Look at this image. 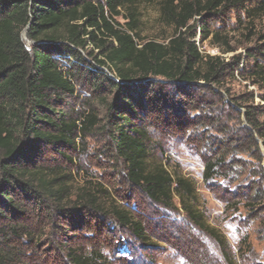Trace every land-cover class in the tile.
I'll return each instance as SVG.
<instances>
[{"label":"trees","instance_id":"1","mask_svg":"<svg viewBox=\"0 0 264 264\" xmlns=\"http://www.w3.org/2000/svg\"><path fill=\"white\" fill-rule=\"evenodd\" d=\"M138 4L139 0H0V264L33 261L38 256L34 252L44 246L49 248L45 253H56L54 264H108L102 255L111 246L105 240L111 236L108 220L139 241L149 240L142 219L124 207V199L112 200L116 190L109 191V185L99 181L73 187L83 171H70L76 163L60 150L78 151L79 142L100 124L93 110L73 119L59 110L66 97L74 96L78 81L96 93L114 92L115 98L104 103L110 151L120 168L117 184L128 189L129 197L137 192L151 206L173 209L176 200L194 226L222 244L195 208L193 184L164 164L150 162L146 127L159 128L173 114L182 121L171 127L182 133L194 126L222 136L211 140L214 161L206 164L204 182L218 174L228 156L249 151L253 156L257 138L264 144L263 110L262 122L252 109L245 110L241 142L238 131L213 116V105L204 107L201 96L190 97L203 90L221 97L224 78L239 72L240 60L202 54L194 38L199 24L202 46L208 43L222 55L232 52L210 24L223 25L230 14L242 13L245 29L249 26V36L256 34L259 43L245 50L251 61L247 80L254 86L264 84V0H160L159 19L172 28L166 44L141 37ZM237 21L241 23L240 17ZM255 22L260 23L258 31ZM23 31L32 43L30 51L23 45ZM137 89L146 95L134 96ZM148 112L154 117L149 119ZM190 112H206L212 118L196 122L199 117L188 118ZM45 148H53L66 167L47 164ZM77 238L84 247L70 244ZM14 246L19 250L15 256Z\"/></svg>","mask_w":264,"mask_h":264},{"label":"rangeland","instance_id":"2","mask_svg":"<svg viewBox=\"0 0 264 264\" xmlns=\"http://www.w3.org/2000/svg\"><path fill=\"white\" fill-rule=\"evenodd\" d=\"M160 0H139V31L141 37L146 40L155 39L166 44L172 36V28L163 25L159 19ZM240 17L241 23L237 21ZM123 23L122 20H118ZM192 24V23H191ZM196 26L195 43L202 54L220 56L230 59L239 58V72L233 76L227 74L221 87V97L213 98L210 93L203 90L198 95L190 97L198 100L201 96L206 105H213L214 115L221 119L224 126L232 132H237L241 142H244V133L239 130L245 126L244 112L252 109L254 117L260 122V111H264V84L254 86L247 80V69L251 61L246 59V49L257 47L258 36H249L247 23L242 13H232L223 25L210 24L211 30H218L222 37L229 42L232 52L222 55L219 49L210 48L208 43L200 44L199 28ZM255 30L260 29V23L255 22ZM251 29V28H250ZM249 29V30H250ZM24 32V31H23ZM21 39L27 51H30L32 43ZM255 33V32H254ZM222 48V47H221ZM148 81L165 82L160 78H148ZM144 81H142L143 83ZM173 94V91L170 92ZM177 94V93H175ZM146 91L138 90L134 96L142 98ZM148 97V96H147ZM115 98L114 92L96 93L88 83L78 81L75 85L73 97H66L59 110L69 115L72 119L85 111L93 110L100 119V124L89 136L79 142L78 151L67 152L76 163L70 171L81 169L83 174L76 176L73 187L79 188L87 183L101 182L109 185L111 192L116 190V196L124 199L129 211L139 216L146 230L147 242L135 239L126 229L115 225L113 220H108L107 227L111 236L105 238L110 241L109 251H103V256L108 264H264V144L257 138L258 150L252 152L235 153L225 158L223 166L217 169L218 174L208 182L203 181V174L208 162L214 161L209 150L212 148V138L221 139L222 136L207 128L190 127L186 133L171 127L177 120L173 114L169 115L159 128L146 127L148 134L147 150L151 163H161L166 168L190 181L196 191V210L202 217V221L209 230L216 233L222 244H219L207 232L194 226L187 215L180 209L178 202L173 201V209H165L160 206L150 205L137 192H132L130 197L128 189L117 184V174L120 170L112 157L109 132L111 128L106 125V102ZM182 100L186 96L179 97ZM222 100L226 103L224 104ZM149 116H150V112ZM148 118L150 119V116ZM190 119H198L196 122L212 115L195 112L187 114ZM151 121H154L152 119ZM184 123V122H183ZM140 125V123H137ZM170 125L171 128L168 127ZM177 125V124H176ZM144 127V126H143ZM230 136L229 139H233ZM247 142V141H246ZM262 158L259 160V153ZM45 161L55 167H66L61 158L54 154L53 148H45ZM43 156V154H42ZM84 182V183H83ZM115 195V194H114ZM73 199V198H72ZM123 200V201H124ZM121 201V200H120ZM102 202V200H101ZM108 203L110 201H107ZM123 203V202H122ZM46 234L49 228L43 230ZM79 238L72 239L71 245L84 247ZM223 245V246H222ZM14 246V256L17 251ZM49 251L47 246L34 252L33 261L23 264H54L56 253ZM86 250L88 248L86 247ZM36 251V248L35 250ZM39 252V253H38ZM42 253V254H40ZM60 264V263H56Z\"/></svg>","mask_w":264,"mask_h":264},{"label":"water","instance_id":"3","mask_svg":"<svg viewBox=\"0 0 264 264\" xmlns=\"http://www.w3.org/2000/svg\"><path fill=\"white\" fill-rule=\"evenodd\" d=\"M22 36L26 39V31L23 32Z\"/></svg>","mask_w":264,"mask_h":264}]
</instances>
